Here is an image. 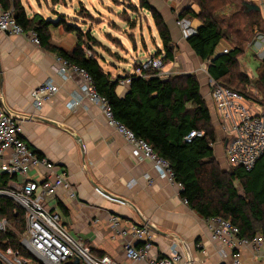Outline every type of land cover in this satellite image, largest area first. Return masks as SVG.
Instances as JSON below:
<instances>
[{"label":"crops","instance_id":"obj_1","mask_svg":"<svg viewBox=\"0 0 264 264\" xmlns=\"http://www.w3.org/2000/svg\"><path fill=\"white\" fill-rule=\"evenodd\" d=\"M19 1L28 19L38 16L51 24L48 28L51 46L66 53H71L76 46L74 33H66L61 26L54 25L60 20L82 33L89 32L98 41L92 32L95 29L91 31L85 21H79L82 28L78 26V20L71 16L74 12L61 14L57 10L58 6L67 5L52 0ZM66 1L71 5L72 0ZM146 1L162 16L175 46L174 61L165 65L161 71L163 78L191 75L190 71L194 68L204 66L205 75L195 71V77L214 129L213 156L223 172L232 174L224 154L225 138L217 123L209 95L211 79L207 74L208 63L195 57L176 25L179 12L189 9L197 14L199 8L192 0ZM232 1L241 14V0ZM254 1L261 4V16L241 15L245 18L264 19V0ZM143 10L154 27L150 13ZM67 19L76 22L73 24ZM182 20L189 22L194 31L200 26L198 19L186 17ZM155 33L157 35L156 29ZM260 33H264V28L253 26L248 44V49L259 64L264 61L258 59L249 46L255 35ZM226 43L223 41L219 44L215 50L216 55L228 49L223 47ZM85 53L89 54L87 51ZM60 68L55 54L34 46L23 36L13 37L0 33V104L21 127L22 141L29 150L39 153L42 158L54 164L59 172L67 173V180L76 192V198L69 199L67 192L61 190L52 205L60 214L69 234L86 242L96 253L123 262V241L120 238L111 241L108 229L109 217L116 216L130 224L145 225L150 229L153 234L150 256H168L172 245L176 243L178 251L184 256L182 264H230V251L211 239L204 220L181 200L180 189L160 179L149 160L134 159L131 145L107 126L98 107L86 101H82L79 108L68 107L70 102L78 99L79 78L71 73L65 74L63 78L58 74ZM101 69L112 79L124 77L119 73L105 71L103 67ZM47 81H52L59 90L37 110L32 103L31 92ZM127 90L128 86L118 84L115 93L121 98ZM253 105L257 110L264 108L258 104ZM42 120L73 131L81 141L82 150L67 132ZM144 176L150 178V184ZM64 210L68 216H65ZM241 260L242 264H264V252L246 247L241 251Z\"/></svg>","mask_w":264,"mask_h":264},{"label":"trees","instance_id":"obj_2","mask_svg":"<svg viewBox=\"0 0 264 264\" xmlns=\"http://www.w3.org/2000/svg\"><path fill=\"white\" fill-rule=\"evenodd\" d=\"M52 1L58 3V0ZM192 1L199 8L197 14L187 9L177 15V20L189 17L200 21L195 33L185 40L186 44L196 58L208 63L207 74L213 82L244 95L252 104L261 105L262 102L251 100L247 90L232 88L235 84L243 88L250 84L246 75L234 73L238 68L237 59L243 53L240 45L236 44L241 30L228 26V30L234 28V31L227 32L218 25L219 16L227 14L234 7V1ZM139 2L142 9L150 13L154 23L162 47L158 55L162 56V65L172 63L175 46L165 21L146 0ZM0 6L3 11L11 12L13 20L24 32L33 31L37 35L42 49L89 75L95 92L107 101L113 118L168 163L174 182L181 185L180 198L190 210L203 220L214 217L230 222L238 228L240 238L251 240L256 235L264 238V156L250 172L235 169L228 174L220 169L213 156L215 134L211 117L194 75L163 78L153 75V72L148 79L127 76L130 79L128 90L119 98L115 88L123 78L112 79L92 55L88 57L85 53L89 52V44L94 43L89 32L82 33L62 20L54 24L61 26L66 33L75 34L76 46L71 53H66L50 45L48 28L51 24L38 16L28 19L19 0H0ZM235 15L242 16L238 11ZM232 36L237 39L234 46L227 49L226 54L216 55L219 44L223 41L229 43ZM257 76L258 83L264 87V62L259 64ZM195 130L201 131L202 137L186 143L185 137ZM32 153L42 158L39 153ZM8 181L7 176H0V186H5ZM235 182H238L242 195ZM64 214L68 216L66 210ZM0 217L10 226L6 234L0 235V242L7 240L6 247L19 250L26 256L19 245L25 227L24 213L21 210L14 212L12 203L0 198Z\"/></svg>","mask_w":264,"mask_h":264},{"label":"built area","instance_id":"obj_3","mask_svg":"<svg viewBox=\"0 0 264 264\" xmlns=\"http://www.w3.org/2000/svg\"><path fill=\"white\" fill-rule=\"evenodd\" d=\"M182 39L186 40L195 33L186 20H177ZM0 33L7 36L25 37L34 46L40 42L33 32H24L15 23L11 12L3 11L0 6ZM254 55L264 61V33L256 34L251 46ZM228 52L223 50V54ZM87 56L90 54L87 53ZM61 66L58 74L71 73L79 78L77 100L68 104L70 109L82 106L86 101L98 107L106 124L115 130L132 147V156L136 160H149L160 179L176 185L181 191V185L174 182V175L168 163L154 154L144 141L136 139L133 133L113 118L107 101L100 97L92 86L89 75L78 67L57 58ZM160 59H148L141 62L139 68L132 70L119 81L120 86H129L127 76L148 79L161 73ZM155 72L153 75L150 73ZM209 95L213 103L216 120L223 132L224 154L230 171L240 169L244 172L253 170L257 161L264 156V108L257 110L247 101L245 96L221 86L210 80ZM58 87L47 81L31 92L34 107L40 110L53 98ZM201 131H191L185 142L202 137ZM5 175L9 181L0 186V198L8 199L14 212L24 213V231L20 237V250L6 247L7 240L0 242V264H182L184 256L178 251L175 243L168 256H150L153 249V234L145 225H134L116 216L108 219L110 240L122 239L123 262H118L109 256H98L86 242L73 238L63 222L60 214L52 205L59 191L67 192L69 199L76 198V192L68 182L66 172H59L57 167L33 154L21 138V127L11 118L4 106L0 104V176ZM15 179V181H14ZM150 184V178L144 176ZM17 180V182H16ZM186 205V202L183 201ZM54 208V209H53ZM210 232L211 239L230 251V264H242L241 251L246 247L264 252V238L256 235L251 240L239 237V230L230 222L220 218L204 220ZM10 230L8 222L0 217V235Z\"/></svg>","mask_w":264,"mask_h":264},{"label":"rangeland","instance_id":"obj_4","mask_svg":"<svg viewBox=\"0 0 264 264\" xmlns=\"http://www.w3.org/2000/svg\"><path fill=\"white\" fill-rule=\"evenodd\" d=\"M58 2L60 5L67 6H58L57 10L61 14L74 12L71 16L78 20L75 22L80 28L82 25H79V21L83 20L91 28V31L95 29L92 32L96 34L98 41L94 40V43H90L88 50L89 54L96 58L99 64L102 62L101 67L105 71L109 70L113 74L119 73L125 76L129 75L126 72L131 73L132 70L139 68L141 62L160 58L158 55L162 47L151 20L142 9L139 0H72L71 5H68L66 0H58ZM237 11V6H234L227 11V14L219 16L218 20L219 27L224 31L233 32L234 28L241 30L240 36H237V43L235 36H232L229 43L223 44V47L231 49L235 43L240 45L244 54L242 53V56L238 57V68L234 73L246 75L250 84L244 88L242 85L237 87L235 84L232 88L236 90L245 89L252 101L264 104V87L258 83L257 76L259 62L248 49L253 26L260 29L264 28V19L236 16ZM67 21L75 24L69 19ZM228 26L234 28L228 30ZM164 67L165 65L162 66L161 71L164 70ZM195 71L197 74L205 75L204 66L194 68L190 72L195 76ZM235 186L239 194L242 195L239 184L235 183Z\"/></svg>","mask_w":264,"mask_h":264},{"label":"water","instance_id":"obj_5","mask_svg":"<svg viewBox=\"0 0 264 264\" xmlns=\"http://www.w3.org/2000/svg\"><path fill=\"white\" fill-rule=\"evenodd\" d=\"M260 6H261V4L259 1L241 0L239 11L241 12V14H243L246 17H249L251 15L261 16V7ZM0 75H1V70H0ZM0 81H1V76H0ZM43 122L48 124V125L60 128V129L64 130L65 132H67L69 135H71V137L75 140V142H77L79 144L80 149L82 150L81 141H80L79 137L73 131H71V130L63 127V126H60L58 124H55V123H50L47 121H43ZM186 255H187V260H189L188 253H186Z\"/></svg>","mask_w":264,"mask_h":264}]
</instances>
